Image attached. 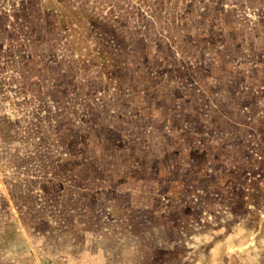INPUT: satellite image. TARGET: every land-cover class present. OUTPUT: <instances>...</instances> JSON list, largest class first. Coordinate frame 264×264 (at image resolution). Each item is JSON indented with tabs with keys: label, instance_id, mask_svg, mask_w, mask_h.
I'll list each match as a JSON object with an SVG mask.
<instances>
[{
	"label": "rangeland",
	"instance_id": "obj_1",
	"mask_svg": "<svg viewBox=\"0 0 264 264\" xmlns=\"http://www.w3.org/2000/svg\"><path fill=\"white\" fill-rule=\"evenodd\" d=\"M0 264H264V0H0Z\"/></svg>",
	"mask_w": 264,
	"mask_h": 264
}]
</instances>
